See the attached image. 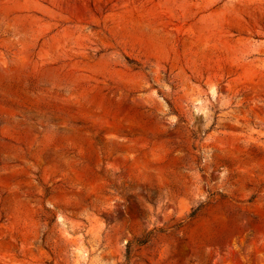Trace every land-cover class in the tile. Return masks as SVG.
<instances>
[{
  "label": "rangeland",
  "instance_id": "374dc122",
  "mask_svg": "<svg viewBox=\"0 0 264 264\" xmlns=\"http://www.w3.org/2000/svg\"><path fill=\"white\" fill-rule=\"evenodd\" d=\"M0 264H264V0H0Z\"/></svg>",
  "mask_w": 264,
  "mask_h": 264
},
{
  "label": "trees",
  "instance_id": "16d2710c",
  "mask_svg": "<svg viewBox=\"0 0 264 264\" xmlns=\"http://www.w3.org/2000/svg\"><path fill=\"white\" fill-rule=\"evenodd\" d=\"M192 215H193V213L190 216H192ZM146 240H147V238L146 239H142V240H137V241H135V243L138 244V245H141V244L145 243ZM132 243L133 242L131 241V242H127V244H126V259L129 258V252H130V247H131Z\"/></svg>",
  "mask_w": 264,
  "mask_h": 264
}]
</instances>
